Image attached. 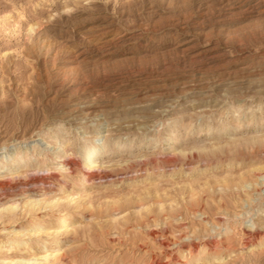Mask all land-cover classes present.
<instances>
[{
	"label": "rangeland",
	"instance_id": "rangeland-1",
	"mask_svg": "<svg viewBox=\"0 0 264 264\" xmlns=\"http://www.w3.org/2000/svg\"><path fill=\"white\" fill-rule=\"evenodd\" d=\"M2 145L0 264H264V0H0Z\"/></svg>",
	"mask_w": 264,
	"mask_h": 264
},
{
	"label": "bare ground",
	"instance_id": "bare-ground-1",
	"mask_svg": "<svg viewBox=\"0 0 264 264\" xmlns=\"http://www.w3.org/2000/svg\"><path fill=\"white\" fill-rule=\"evenodd\" d=\"M2 148H5V145H2L1 147H0V149H2ZM98 147L97 146H93V148L91 149V150H89V151H87L83 156V160H84V162L88 165V167L89 168H95L97 165H95V162H96V160L95 161H93L92 160V158L95 156V154H96V152L98 151ZM98 154V153H97ZM2 159V158H1ZM2 161H3V159H2ZM13 161V160H12ZM11 163V162H10ZM14 163H16L15 161H13L11 164L13 165ZM67 163H69V162H67ZM2 164H3V162H2ZM72 164V163H71ZM79 165H81L80 163H79ZM15 166V165H14ZM87 168V167H86ZM2 169H4V168H2ZM83 169V168H82ZM92 170V169H91ZM93 171H94V169H93ZM84 172H87V171H84ZM95 173V172H94ZM0 174H2V175H5L6 173H5V170H1L0 169ZM2 175H0V176H2ZM82 176V175H81ZM94 176H95V174H93V173H86V174H84L83 173V179H82V182L83 181H90L92 178H94ZM6 179V178H5ZM37 178H34L33 180H32V182H37ZM43 182V181H42ZM4 183H6V182H4ZM85 183V182H84ZM0 188L1 189H3V185H1L0 184ZM34 190V189H33ZM9 199V198H8ZM14 199V198H13ZM26 199V198H25ZM57 200V199H56ZM17 201V200H16ZM16 201L14 202V203H12L13 201H11V203H9V205H7V206H5L4 204H0L1 205V210H0V218H2V217H5V219H12L13 217H16L17 215H18V212H17V209L19 208L20 210L22 209V212L24 211L25 212V207H28V209H26L27 211H29V210H36L37 208H40L41 206H39V203H41L42 202V200L41 199H28V197H27V201L25 200V202H23L24 203V205L22 206H19V202L18 203H16ZM6 202V201H5ZM49 204V203H48ZM36 206H38V207H36ZM64 215H66V214H64ZM61 220V219H60ZM66 220V217H63L62 218V222H64ZM66 222V221H65ZM69 222V221H68ZM30 224V223H29ZM42 224V223H41ZM33 225V224H32ZM39 226H40V224H39ZM30 227V226H29ZM43 227V226H42ZM57 227V226H56ZM60 228V227H59ZM55 229V228H54ZM42 230H39L38 231V228H37V231L33 234V236L35 235L36 237H38V236H42V234H43V238H45V236L46 235H48V234H45V230H43L42 232H41ZM44 232V233H43ZM24 235H26V233H23ZM51 234H54V238H56L57 240H58V238H60L59 236H60V234H62V232H59L58 230L57 231H54V232H52ZM31 236V235H30ZM49 239H51V238H49ZM53 239V238H52ZM49 241V240H48ZM53 241V240H52ZM59 241H60V239H59ZM58 241V242H59ZM54 242H55V240H54ZM57 242V243H58ZM13 243V242H12ZM11 243V244H12ZM41 254V253H40ZM62 257V255L57 251V250H55V249H50V250H47V251H45L42 255H40L39 257H33V258H31V259H29V260H23V259H19V260H17V261H15L14 263H12L13 262V260H12V258H11V260L9 261V264H31L32 262H39V264H41L42 262L43 263H45V264H54L55 263V261L56 260H59L60 258ZM9 258V257H8ZM6 260V259H5ZM30 261H31V263H30ZM41 262V263H40ZM56 264V263H55Z\"/></svg>",
	"mask_w": 264,
	"mask_h": 264
}]
</instances>
